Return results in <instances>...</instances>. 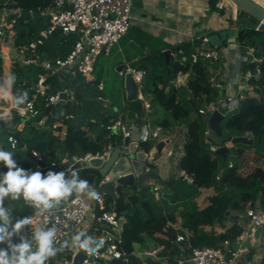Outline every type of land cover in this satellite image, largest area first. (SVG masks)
<instances>
[{
	"label": "trees",
	"instance_id": "1",
	"mask_svg": "<svg viewBox=\"0 0 264 264\" xmlns=\"http://www.w3.org/2000/svg\"><path fill=\"white\" fill-rule=\"evenodd\" d=\"M10 2H15L23 12L16 25V32L20 29L22 31L14 38L10 67L11 76L15 77L11 87L13 96L18 92H27V101L18 107L20 108L32 100L38 75L44 73L38 65L24 64L22 58L31 56L40 62L46 59H65L78 37L75 34H54L34 51L29 50V43L35 41L49 25L48 18L40 16L38 9L50 6L53 0H0V11ZM218 3L220 0H211V10L223 16L226 10L219 9ZM229 23L230 27L237 30L236 42L240 51L247 54L249 49H253L254 56L263 61L259 66L260 78L252 80L253 92L247 94L236 109L224 116L219 136L215 134L216 136L206 137L208 122L199 115V110L216 103L220 91L209 84V72L203 62L192 64L189 59L183 63L180 61L179 50L189 56L193 49L191 44L172 46L146 35L148 43L142 47H148L147 57L141 61L140 66H132L145 72L142 92L152 106L151 124L162 127L158 141L183 131L184 142L178 171L168 180L162 181L153 171L136 182L137 190L118 187L116 200L105 198L107 210L125 216L123 251L128 255L129 264L186 262L187 245L177 243L174 236L189 238L194 247L221 246L225 241L232 242L242 234V223L249 222L246 215L248 210L260 208L264 211V167L257 166L247 171V165L239 163L245 149L253 148L264 164V27L257 30L258 21L245 12H238L237 19L230 20ZM21 48L25 50L24 56L20 54ZM112 49L108 55L101 54L97 58L94 81L86 82L81 76L67 77L64 82H60L57 77L48 78V96L73 89L78 105L69 101L58 103L42 126L39 125V120L14 118V124L21 125V130L17 131L20 140L29 151L41 153L46 162L66 160L72 163L88 154L103 155L109 146L115 149L123 144L120 129L107 131L111 121H121L122 124L132 122L136 131L147 123L143 102H127L123 78L117 74L109 77ZM167 49L175 53L169 60L163 53ZM220 65L223 66L222 62ZM2 75L3 60L0 57V84H3ZM178 75H187L188 79L186 86L176 89L172 83ZM7 78L9 70L4 74V80ZM99 85H103L102 90ZM99 97L107 100V104L98 101ZM35 105L41 113H45L48 107L45 99H37ZM69 115H73L74 119H66ZM80 118L85 120L83 125L77 123ZM55 124L56 130L53 129ZM8 131L11 129L2 125L1 136L5 137ZM247 134L258 138V144L252 147L237 145V152L234 153L230 147L232 139ZM154 144V141H146L140 146L149 151ZM213 146L217 148L216 152L211 151ZM225 146L229 148V152L223 163L217 152ZM21 155V152L15 154L14 159L21 162ZM230 162L232 167H229ZM20 167L26 166L21 162ZM76 173L89 185L97 184L103 178L98 170L91 168ZM156 184L162 186L159 201L155 199L152 190ZM126 189H130L131 193ZM210 190L212 193L205 197L206 205L201 207L198 199ZM77 195L74 193L53 210L61 209ZM127 203L130 204L129 208ZM4 206L12 211L13 222L35 214L34 209L22 198L6 199ZM158 249H161L158 258L144 256L145 252ZM254 253V249L248 250V262H251ZM66 255L70 260L68 248L58 252L56 256ZM113 264H121V261H114ZM260 264H264V257Z\"/></svg>",
	"mask_w": 264,
	"mask_h": 264
},
{
	"label": "built area",
	"instance_id": "2",
	"mask_svg": "<svg viewBox=\"0 0 264 264\" xmlns=\"http://www.w3.org/2000/svg\"><path fill=\"white\" fill-rule=\"evenodd\" d=\"M132 3L133 0H53L52 5L38 9L40 16L48 18L49 25L40 32L39 37L35 41L29 43V50L34 51L39 45H42L54 34H57L58 31H61V35L64 36L75 34L78 39L65 59H46L40 62L31 56L29 58H22L24 64L38 65L44 72L38 75L35 84V94L32 96V100L20 108H13L11 105H8L7 101L0 100V149L13 152V159L15 154L21 152V162L26 166L23 169L35 172L45 168H52L58 172L64 171L65 173L71 174L72 172H77L72 169L77 162H87L91 158L106 160L109 154L114 150V148L109 146L103 155L93 156L88 154L84 158L78 159L72 163H68L66 160H62L61 162H46L41 153L29 151L26 144L20 140V137L19 139L17 138V131H20L21 125H15L14 118L19 117L23 120H39L38 123L41 126L46 123L48 115L44 112L41 113L40 110L36 108L35 101L37 99H45L48 106L53 105L61 93L58 92L53 96H48L49 77H57L60 82H64L67 77L76 78L78 76L83 77L86 82L94 81V67L97 58L101 54L108 55L111 49L118 45L122 38L127 35L131 27ZM4 11L5 15L3 18L0 15V57L3 62L6 54L2 46H14V38L17 34L16 25L23 15L22 9L17 6L15 2L7 3ZM31 15L33 16V12H31ZM261 26V24H258L256 29H260ZM236 52V63H233L234 65L232 68L226 71L220 65L225 58L223 48L219 50L217 47H212L208 39H203L199 43H195L189 56H186L182 50H179L181 56L180 61L182 63L189 59L192 64L201 61L207 66L209 84L213 88L220 91L221 88L226 85L233 93V96L220 93L216 103L206 105L199 110V115L207 122L215 112L225 116L227 113L236 109L239 103L246 98L247 94L253 92L254 86L252 80L257 81L260 78L259 66L263 60L254 56V50L249 49L247 54H243L239 47H237ZM20 54L23 56L25 55V50L23 48L20 49ZM118 74L123 79L126 74L132 76V79L138 86V100L143 102L144 111L147 116V123L141 127V133L138 139L139 145L135 148V152L141 151L144 154L142 176L150 174L153 171L158 174V161L165 151L166 158L175 159L178 165L180 157L176 158L178 155L173 147L177 139L181 142L183 141V135L176 136L175 142L170 137L158 141L162 134V127H150L149 114L153 112L152 106L142 92L145 72L133 67H127L119 71ZM182 77L183 75H178L177 79L174 81L173 86L176 89L183 85L186 86ZM63 92L67 93L68 101L71 104L78 105L73 89ZM97 100L105 102L101 97L97 98ZM66 119L73 120L74 116L69 115ZM111 123L112 124L106 128L107 131L112 132L114 130H121L123 144L119 147L124 154L128 153V147L125 146L124 142L126 138L132 137V130L134 128L133 123L122 124L121 121H111ZM2 125L11 129L5 137L1 136ZM56 125L57 124L53 126L55 130L57 127ZM205 135L206 137L216 136L210 128L209 123ZM19 140L22 146H20ZM146 141L155 142L153 148L149 151H145L140 146L142 142ZM159 142H164V147L161 152H158L156 148ZM211 151L216 152L217 148L213 146L211 147ZM15 161L17 166L20 167L21 162L18 160ZM229 167H232L231 162L229 163ZM6 172L7 168L0 162V174ZM159 177L164 181L161 176ZM108 181L106 177H103L97 184L93 183L90 187L98 191L99 187ZM161 189V184L154 185L152 189L157 201L161 198ZM98 193L100 195L99 199H91L86 194L85 196L77 195L61 209L52 210L50 215L37 216L34 214L29 216L32 217V224L21 233V235L26 237H30L32 229L39 225L45 227L55 225L57 227L56 239L58 241H63L65 239L70 240L73 235L80 232L82 228L86 226L85 232L88 235L96 238H103L105 240L104 246L96 253H89L78 247H69L68 252L71 253L70 260L66 258L67 255L64 257L55 256L50 258L46 264H73V260L79 252L85 255L82 264H113L114 261H121V264H129L128 255L123 251V231L126 223L125 216L117 215L112 210H107L105 205L106 196L99 191ZM246 215L249 218V222L244 225L242 234L232 242L225 241L221 246L194 247L191 245L189 238L183 235H176L175 240L177 243H185L187 245L188 254L186 262L192 264H233L235 258L238 256V252L242 250L235 252L232 245H238L241 248L242 244L246 243L247 240L253 242V233L258 227V223L264 225V211L260 208L248 210ZM15 242H19V236H15ZM160 250L161 249L145 252L144 256L158 258L157 255ZM90 259L92 263L89 262ZM186 262L180 261L179 264H184Z\"/></svg>",
	"mask_w": 264,
	"mask_h": 264
},
{
	"label": "crops",
	"instance_id": "3",
	"mask_svg": "<svg viewBox=\"0 0 264 264\" xmlns=\"http://www.w3.org/2000/svg\"><path fill=\"white\" fill-rule=\"evenodd\" d=\"M224 5L225 2L217 4L219 9L226 10V14L221 16V14L216 11L212 12L211 0H133L131 29L127 35L122 38L119 44L114 46L112 49L113 54L111 56V62L108 66L109 77H112L113 74H117L121 77L118 74V68L120 66L127 68L134 65H141V61L147 57L148 52V47H142L145 43H148L146 35L156 38L164 44L179 46L186 43L191 44L193 47L195 43H199L203 39H208V37L212 34H217L223 30L231 29L232 27H230L229 22L230 20H236L238 13L234 7H231L233 10H230L226 7L227 5ZM0 15L2 16L1 12ZM233 29L235 30L234 36L228 39L229 43L224 45L226 47H223L225 58L222 62V68L226 71H229L234 65L233 63H236V49L239 47L236 42L237 30L235 28ZM166 51L171 52L170 56L175 55L174 52L168 49L164 50L163 53L165 54ZM4 60L3 79L7 70H9V77L11 76V54L9 52L8 57L6 59L4 58ZM187 79L188 76L183 75L182 80L184 84H186ZM99 89L102 90L103 85H99ZM8 94L13 96L12 88L9 89ZM124 95L126 98L125 89ZM230 96H233V93H231ZM0 100L4 101L5 98H0ZM102 103L107 104V100ZM8 105H10V102H8ZM152 126L153 124L150 123L151 128ZM133 130L132 136H134V138L132 141H138L141 128L138 131L134 128ZM135 132L137 134L136 138ZM176 134L175 136L182 134L184 138L183 131L179 132L177 135ZM183 142L184 139L182 142L177 139V142L173 147L178 155L176 158H181L183 155ZM177 171L178 165L176 164L175 159H168L165 157L163 160L160 159L158 161V174L164 179V181L168 180L171 175L176 174ZM247 223L243 222L242 224L244 226ZM81 231L85 232L86 226H84ZM248 242L249 240L242 244L241 248L238 245H232L235 252L242 250L238 252V256L235 258L236 260H234L233 264L261 263L264 257V244L260 250H255L251 262H248V250L252 248L253 244V242ZM238 259L240 260L237 262Z\"/></svg>",
	"mask_w": 264,
	"mask_h": 264
},
{
	"label": "clouds",
	"instance_id": "4",
	"mask_svg": "<svg viewBox=\"0 0 264 264\" xmlns=\"http://www.w3.org/2000/svg\"><path fill=\"white\" fill-rule=\"evenodd\" d=\"M15 82L10 76L0 84V98L8 99L11 107L18 108L27 101V92H18L8 96V90ZM13 152L0 149V162L7 168L0 174V264H46V262L69 247H78L89 253H96L105 244L103 238H96L80 231L70 240L56 239L57 227L39 225L32 229L31 236L21 235L22 230L32 224V217H25L13 222L9 207L4 202L20 200L28 204L37 216L50 215L62 201L75 194H86L91 199H99L98 191L91 188L86 180L80 179L76 172L48 171L43 175L39 171L31 172L17 166ZM19 236V242L13 237Z\"/></svg>",
	"mask_w": 264,
	"mask_h": 264
},
{
	"label": "water",
	"instance_id": "5",
	"mask_svg": "<svg viewBox=\"0 0 264 264\" xmlns=\"http://www.w3.org/2000/svg\"><path fill=\"white\" fill-rule=\"evenodd\" d=\"M236 12H245L251 17H253L259 24L264 27V7L260 5L255 0H230ZM22 29H20L16 36L21 34ZM57 34H61V31H58ZM235 34V30L233 28L223 30L217 34H212L208 37V42L212 47L223 48L224 45L227 43L228 39L233 37ZM4 49V45L2 46ZM6 48V46H5ZM5 50V49H4ZM8 52L12 55L13 47L8 45ZM171 55L170 51H166L164 56L167 60H169ZM252 68V66H251ZM124 70V66H120L118 71ZM124 89L126 93V100L127 102H134L138 100V86L132 79L130 74H126L124 78ZM68 101V96L66 92H61L59 94L58 99L54 102L53 105H49L46 109L45 114L49 115L52 108L60 102ZM224 119L220 113L215 112L209 118V126L212 131L216 135L221 134V122ZM78 124H84L85 120L80 118L77 120ZM17 138L19 139V134H17ZM20 146H22L21 141ZM125 146L128 147V153L124 154L120 147L115 148L106 160L100 158H91L87 162L81 161L74 164L72 169L74 171H79L86 168H91L98 170L102 177H106L109 181L105 184H102L99 187V192L103 193L106 197L111 198L112 200H116L118 195L116 193V189L118 187L123 188H133L137 190L136 182L138 179L142 177L143 167H144V154L139 151L135 152V148L138 147L139 143L137 141H132L131 138H126L124 142ZM232 146L243 145L252 147L258 144V138L254 137L252 134H248L242 137L233 138L230 142ZM164 147V142H159L156 145L158 152H161L162 148ZM229 152V148L227 146L220 148L217 152L219 156L222 157L223 163L226 161V156ZM48 171L58 172L52 168H45L39 172L43 175H46ZM68 174V173H66ZM127 207H130V204L127 203ZM234 218H239L238 216H234ZM264 237V225H260L258 223V227L253 233V244L252 249L260 250L262 248ZM176 236H174L175 240ZM13 242H15V236L13 237ZM2 248H6V244H1ZM85 259V255L82 252H79L74 260L73 264H82L83 260ZM89 262L92 263L90 259Z\"/></svg>",
	"mask_w": 264,
	"mask_h": 264
},
{
	"label": "rangeland",
	"instance_id": "6",
	"mask_svg": "<svg viewBox=\"0 0 264 264\" xmlns=\"http://www.w3.org/2000/svg\"><path fill=\"white\" fill-rule=\"evenodd\" d=\"M256 2H258L260 5H262L263 7H264V0H255ZM220 3H224V1H222V0H220ZM222 5V4H221ZM225 5H227L226 7H228L230 10H232L231 9V7L233 8L234 7V5H233V3L229 0H227V2H225ZM224 5V6H225ZM230 6V7H229ZM229 43V40L227 41V43L226 44H228ZM2 81H4V79L2 80ZM172 86H173V83H172ZM229 87H227L226 85L225 86H223L222 88H221V90H220V93L221 94H225V95H230L232 92H230L229 90ZM153 113V112H152ZM152 113L151 114H149V118H150V120H151V115H152ZM151 123V122H150ZM154 126V125H153ZM152 126V127H153ZM133 134H134V130H133ZM136 136H137V134H136V132H135V138H136ZM176 136H175V134H173L170 138L175 142L176 141V138H175ZM132 139L134 138V136H132L131 137ZM134 141V140H133ZM138 142V141H137ZM230 147L233 149V151H234V153H236L237 151H236V149L238 148L237 146H232V144H230ZM165 154H166V151L165 152H163L162 153V156H161V160H163L166 156H165ZM160 157V156H159ZM160 160V159H159ZM239 163H240V165H242V166H245V165H247V168H246V170L247 171H251V170H253L255 167H257V166H263L264 167V164H263V159L260 157V156H258V155H256L255 154V152H254V149L253 148H251V149H245V151H244V154L242 155V157H241V159L239 160ZM241 171L243 172V173H245V171H243V169H241ZM247 173V172H246ZM144 176V175H143ZM143 176L141 177V178H143ZM139 180V179H138ZM139 187H140V185H139ZM127 191H129L128 193H131V191H130V189H126ZM212 193V190H210V191H208V192H205V193H203V195L198 199V202H199V204L201 205V207L202 206H205L206 205V202H205V197L208 195V194H211ZM78 195H80V196H85V194H78ZM248 243H251V241H249ZM236 260V259H235ZM240 259H238L237 260V262L239 261ZM236 262V263H237ZM238 264V263H237Z\"/></svg>",
	"mask_w": 264,
	"mask_h": 264
},
{
	"label": "bare ground",
	"instance_id": "7",
	"mask_svg": "<svg viewBox=\"0 0 264 264\" xmlns=\"http://www.w3.org/2000/svg\"><path fill=\"white\" fill-rule=\"evenodd\" d=\"M224 2H227V0H223ZM229 1V0H228ZM230 7V6H229ZM234 9H235V7H234ZM233 10V9H232ZM1 14H2V18H3V16L5 15V11H4V9L1 11ZM5 46H6V48H5ZM4 51H5V59L8 57V45H4ZM5 61V60H4ZM9 91V90H8ZM8 96H10L9 94H8ZM11 97V96H10ZM5 100H7L8 102H9V100L8 99H5Z\"/></svg>",
	"mask_w": 264,
	"mask_h": 264
}]
</instances>
